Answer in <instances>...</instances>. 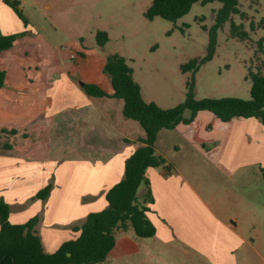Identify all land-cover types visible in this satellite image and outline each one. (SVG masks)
Wrapping results in <instances>:
<instances>
[{"label":"rangeland","instance_id":"1","mask_svg":"<svg viewBox=\"0 0 264 264\" xmlns=\"http://www.w3.org/2000/svg\"><path fill=\"white\" fill-rule=\"evenodd\" d=\"M23 1L19 9L30 21L31 34L9 52L16 83L23 87L17 101L11 104L9 118L18 135L4 137L0 131V148L7 141L24 157L28 147L23 148V144L30 142L29 153L33 160L81 167L84 161L90 160L89 137L98 148L117 137L104 116L113 115L114 119L122 118L140 126L123 115L118 106L123 104L120 99L112 100V108L107 111L99 106L105 110L104 114L98 108V100L97 106L67 107L76 93L63 81L69 77L81 86L87 81L111 90L104 64L110 54H119L132 68L146 102H154L163 109L175 107L185 101L187 83L192 79V72L184 73L182 66L192 59L207 56L211 31L222 8L220 2L195 3L185 16L169 21L161 17L149 20L145 16L153 0ZM238 1L230 20L217 31L212 59L195 73L196 99L251 98L248 70L257 71L264 62V44L262 49L259 45L264 37V0ZM232 23L239 27L237 35L232 33ZM99 31L105 32L109 39L103 48L96 45ZM241 31L245 35H241ZM53 99L60 105L56 111L51 107ZM183 117L188 119L190 111H185ZM213 119L211 112L202 111L191 124L180 123L172 130H161L155 143L156 151L177 160L190 173L202 175L210 169L206 159L207 154L215 150V142L224 144L227 138L224 131L215 127ZM112 146L115 147L116 142ZM175 147L180 148L177 153ZM84 174L78 171L74 175L80 180ZM49 183L54 186L55 179ZM250 188H260L264 193V182L256 179ZM142 190L141 187L140 193ZM251 210V218L242 207L237 213L243 231L254 242L246 264H264V194L253 198ZM125 232L116 235L119 239L116 256L124 246L121 235ZM127 233L142 241L132 228ZM144 241L149 243L150 240L144 238ZM112 257L102 264H110Z\"/></svg>","mask_w":264,"mask_h":264},{"label":"crops","instance_id":"2","mask_svg":"<svg viewBox=\"0 0 264 264\" xmlns=\"http://www.w3.org/2000/svg\"><path fill=\"white\" fill-rule=\"evenodd\" d=\"M16 1L24 4L23 0ZM27 21L24 26L13 9L0 0L2 34L23 33L11 49L0 53V68L6 73L4 86L0 89V115L5 116H0L2 121L5 120L0 122V131L4 137H9L8 132L13 130L18 133L9 118L11 104L17 101L23 87L16 83L9 52L17 42L31 34L32 26ZM63 82L76 93L67 102V107L97 106L98 100V108L100 106L106 111L112 108L111 102L115 98L91 97L83 89L85 84H98L110 93L112 87L107 90L100 83L87 81L81 86L69 77ZM59 106L53 99V110H58ZM118 106L123 112V104ZM99 110L104 114L105 110ZM104 117L117 137L102 148L96 147L89 137L90 160L84 161L82 167L33 160L29 153L30 142L23 144V148L28 147L24 157H20L9 142L1 145L0 198L9 204L13 224H24L35 216L39 217L35 229L46 253H53L63 242L77 238L79 233L73 228L81 226L89 213L107 207L106 192L124 177L126 160L143 146L140 141L145 137V131L140 125L137 127L122 118L114 119L113 115ZM213 124L219 131H224L227 138L224 144L215 142V150L210 151L206 159L210 169L202 175L190 173L177 160L158 152L165 157L167 165L150 168L146 174L154 199L148 216L156 234L146 243L144 238L139 241L127 230L121 235L124 246L119 256L115 255L119 242L117 236L116 246L108 256H113L110 264L118 261L120 264H246L254 242L243 231L237 213L242 207L251 218L253 198L264 194L260 188H250L256 179L263 181L264 125L256 118L222 122L215 116ZM113 142H116L115 147ZM4 144L11 145V149L3 148ZM175 149L176 153L180 150L179 147ZM78 171L85 173L80 180L74 175ZM52 178L55 184L49 197L46 200L35 199L36 193Z\"/></svg>","mask_w":264,"mask_h":264},{"label":"trees","instance_id":"3","mask_svg":"<svg viewBox=\"0 0 264 264\" xmlns=\"http://www.w3.org/2000/svg\"><path fill=\"white\" fill-rule=\"evenodd\" d=\"M3 2L13 8L25 25L28 24L19 9L18 1ZM213 2H220L222 8L217 13L211 31L208 54L204 59H192L182 66L184 73L192 72L184 102L168 109H163L154 102H146L141 86L134 80L132 68L119 54L108 56L104 66V72L110 77L112 92H107L98 84L84 85V91L91 97L123 101V115L136 121L145 131V137L140 141L143 146L126 160L124 177L106 192L107 207L89 213L81 226L73 228L79 233L78 237L63 242L53 253L44 251L35 229L39 217L35 216L24 224H13L10 221V206L0 198V264H102L114 250L118 232L132 228L139 238L154 237L156 228L148 216L154 199L146 174L150 168L167 165L165 157L155 149L159 132L172 130L180 123L191 124L202 111L211 112L222 122L256 118L264 124V62L257 71L248 70L251 81L250 100L235 97L196 99L194 96L195 73L203 63L212 59L217 31L230 20L236 11L238 0H153L145 16L149 20L161 17L175 21L185 16L195 3L205 5ZM231 30L237 35L239 27L232 23ZM22 35L23 33L4 35L0 30V53L11 49ZM241 35L245 33L241 31ZM108 41L105 32H97L98 46L104 47ZM263 44L264 37L259 43L261 49ZM5 78V71L0 68V89L4 86ZM187 110L190 111V117L185 119L183 114ZM8 133L15 135L17 132L13 130ZM3 148L11 149V145L4 144ZM141 187L143 190L140 193ZM52 188V183L47 184L34 198L46 200Z\"/></svg>","mask_w":264,"mask_h":264}]
</instances>
